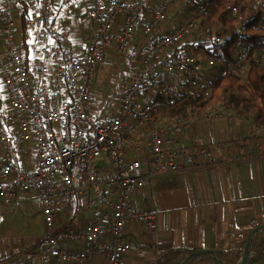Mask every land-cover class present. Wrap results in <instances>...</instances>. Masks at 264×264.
Listing matches in <instances>:
<instances>
[{"label": "built area", "instance_id": "1", "mask_svg": "<svg viewBox=\"0 0 264 264\" xmlns=\"http://www.w3.org/2000/svg\"><path fill=\"white\" fill-rule=\"evenodd\" d=\"M210 1L190 0L195 15L184 17L176 13L183 9V0H89L82 14L91 34L77 54L66 32L54 27L56 0H0L9 59L1 69L8 107L0 126V212L18 200L34 198L46 226L35 246L37 255L11 264H84L89 249L66 251L60 246L65 239L89 244L91 251L105 256L106 264H121L133 249L124 240L126 227L147 231L157 227L156 209L132 204L151 179L239 161L236 156L221 162L218 148H177L178 137L189 130L193 116L149 131L147 158L128 157V145L146 128L153 111L172 106L180 96H211L212 70L244 78L250 65L264 69V36L243 41L242 25H237L240 42L231 60L215 52L226 37L203 21ZM239 6L249 11L258 3L245 1ZM23 12L26 47L20 26ZM236 13L237 7L229 10L230 15ZM260 26L264 31V3ZM136 39L143 45L139 68L120 96L117 114L97 120L91 114L96 68L109 51L124 59ZM200 47L205 51H198ZM224 111L213 107L197 117L219 119ZM138 144L136 152L141 151ZM101 158L108 164L105 171L103 165H92ZM87 191L96 195L108 191V210L97 221L53 234L59 202Z\"/></svg>", "mask_w": 264, "mask_h": 264}, {"label": "crops", "instance_id": "2", "mask_svg": "<svg viewBox=\"0 0 264 264\" xmlns=\"http://www.w3.org/2000/svg\"><path fill=\"white\" fill-rule=\"evenodd\" d=\"M68 3V0H56L54 27L66 32L74 52L79 54L88 41L91 26L83 16L75 17L69 25L67 21L63 23L64 8ZM73 17L67 16L69 19ZM3 37L0 17V126L8 107L1 78V69L9 65ZM142 49L143 45L136 39L124 60L140 59ZM107 57L116 58L112 51ZM137 66L133 67L132 73L139 64ZM106 68V65L97 68L91 92V114L97 120L113 118L117 114L119 103L113 105L112 102L120 99L129 82H117L113 98L108 97L104 105L100 104L93 97L104 94L97 81L101 77L98 73ZM106 109L111 111L109 117H105ZM220 114L221 117L214 120L191 117L189 130L178 137L176 147L218 148L216 156L221 162L226 163L228 158L236 156L239 161L226 166L192 168L151 179L147 188L134 195L132 204L138 209H156L159 214L157 227L155 231L134 225L126 227L124 240L133 249L122 257L121 264H177L182 258L202 251H208L210 255H197L186 264H215L213 257H217L221 264H242L247 243V259L243 264H264V136L236 112ZM146 136L144 128L128 145V157H148ZM137 144L140 152H136ZM103 167L105 171L108 164ZM109 197L108 191L99 195L87 191L62 199L57 205L52 233L57 235L97 221L102 212L108 210ZM36 241L16 253L0 257V264L36 256ZM60 246L74 252L89 249L85 253L84 264H106L105 256L97 255L84 242L65 239Z\"/></svg>", "mask_w": 264, "mask_h": 264}, {"label": "trees", "instance_id": "3", "mask_svg": "<svg viewBox=\"0 0 264 264\" xmlns=\"http://www.w3.org/2000/svg\"><path fill=\"white\" fill-rule=\"evenodd\" d=\"M197 0H193L195 3ZM258 3L255 9L245 11L239 7L241 2ZM199 2V0H198ZM210 7L203 21L206 25H215L217 32L222 31L226 37L223 44L215 46V52L229 61L233 57L235 47L240 42L236 32L237 25L244 27V40L254 41L264 36L261 29V11L264 0H211ZM232 7L238 8L236 18L232 21L228 18L229 10ZM26 13L23 12L20 19V26L24 35V46L28 45ZM230 36V38H229ZM197 50V49H196ZM198 51H205L200 47ZM213 81L211 83L212 93L206 99H194L180 96L172 106L164 105L162 108L153 111L147 122V133L152 129L166 123L175 122L188 116H202L209 109L218 107L227 111L236 112L240 117L250 121L251 125L264 136V69L250 65L247 75L244 78L234 76L228 71L214 69ZM185 257L178 261L181 264Z\"/></svg>", "mask_w": 264, "mask_h": 264}, {"label": "rangeland", "instance_id": "4", "mask_svg": "<svg viewBox=\"0 0 264 264\" xmlns=\"http://www.w3.org/2000/svg\"><path fill=\"white\" fill-rule=\"evenodd\" d=\"M68 1V5L64 8L66 15L64 17L65 20H63V23L67 21V25H69V23L73 19H75V17L79 19L81 16H83L82 13L86 11V5L89 0H74L75 2L73 5L70 4L73 0ZM181 5L183 6V9H177L176 13L178 15L184 17H194L195 6L190 3V0H183V2H181ZM237 13L236 15H230L228 13L229 20L232 21L234 18H236ZM68 15H73L74 17L69 19L67 18ZM107 56L108 54L106 55V59L98 66H107L106 70L98 73V75H101V77L97 81L99 89L103 90L104 94L101 97H93L95 98L94 100H98L100 104L103 105L106 103V99L108 97L113 98L114 93L117 91V82L125 83L126 80L129 81L131 73L133 71V67L137 66L140 63L139 57L134 58L130 62L124 59H119L120 61H117V57L116 59L114 57ZM210 75L214 76V72L211 71ZM167 79H169V84L174 86L171 77L168 76ZM119 102L120 99L115 100L112 103L113 105H118ZM214 108L218 111L220 109L218 107ZM105 112H107L105 113V117H109L111 111L109 109H106ZM99 163L105 165V159L101 158L99 160H96L92 165L95 166ZM92 215L95 216V214ZM45 233L46 226L42 217L41 210L38 208L36 199L30 198L27 200H18L16 203H13L10 207H8L4 212H0V257L16 253L17 251L21 250L22 247H29L31 243L35 242L38 238H42Z\"/></svg>", "mask_w": 264, "mask_h": 264}, {"label": "water", "instance_id": "5", "mask_svg": "<svg viewBox=\"0 0 264 264\" xmlns=\"http://www.w3.org/2000/svg\"><path fill=\"white\" fill-rule=\"evenodd\" d=\"M248 247H249V244L247 243L242 264L245 263V261L247 259ZM197 255H210V253L208 251L194 252V253L190 254L189 256H187L181 264H186L189 260H191L192 258H194ZM212 259L214 260L215 264H221L220 260L217 257H213Z\"/></svg>", "mask_w": 264, "mask_h": 264}, {"label": "snow or ice", "instance_id": "6", "mask_svg": "<svg viewBox=\"0 0 264 264\" xmlns=\"http://www.w3.org/2000/svg\"><path fill=\"white\" fill-rule=\"evenodd\" d=\"M49 43H53V41L50 40Z\"/></svg>", "mask_w": 264, "mask_h": 264}]
</instances>
